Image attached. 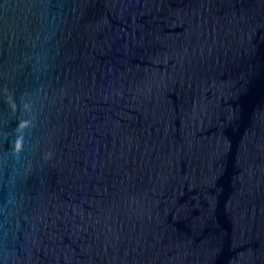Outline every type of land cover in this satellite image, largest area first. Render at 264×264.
Here are the masks:
<instances>
[{
    "label": "water",
    "instance_id": "95a60500",
    "mask_svg": "<svg viewBox=\"0 0 264 264\" xmlns=\"http://www.w3.org/2000/svg\"><path fill=\"white\" fill-rule=\"evenodd\" d=\"M0 264H264V0H0Z\"/></svg>",
    "mask_w": 264,
    "mask_h": 264
}]
</instances>
